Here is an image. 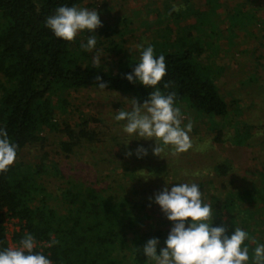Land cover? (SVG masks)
I'll return each mask as SVG.
<instances>
[{"label": "trees", "instance_id": "16d2710c", "mask_svg": "<svg viewBox=\"0 0 264 264\" xmlns=\"http://www.w3.org/2000/svg\"><path fill=\"white\" fill-rule=\"evenodd\" d=\"M85 1L0 0V128L6 129L10 141L18 145L15 163L6 173H0V250L10 246L6 223L15 219L20 229L13 234L12 242L19 246L25 232L33 234L38 244L35 251L42 252L53 264H152L143 254V246L149 239L158 238L159 254L166 247L164 242L174 223L155 203V195L179 183L199 185L204 200L209 199L213 207V227L226 224L228 235L240 227L257 244L264 243V167L249 187L222 186L224 199L210 194L214 177L224 179L234 169L233 159L217 158L218 148L229 144L228 152H238L260 134L254 132L253 125L237 119L242 111L231 109L221 93L216 80L219 69L203 61L215 49V39L222 35L217 23L222 17L218 13L220 0H205L206 9L195 0H172L178 3L179 11L166 7L162 16L167 23L151 43L154 54L163 55L167 66V75L158 87L165 94L174 92L180 109H189L196 118L208 120L211 137L206 147L212 162L204 168L205 172L199 169L192 173L187 167H179L182 177L177 174L172 179L173 170L159 161L174 150L172 146H166L161 156H156L152 151L155 144L146 142L140 147L146 148L148 154L138 158L137 164L128 161L117 174L101 178L105 182L102 187L69 179L58 198L60 207H56L51 202L57 197L47 192L41 179L49 174L61 176L57 165L46 164L45 160L39 166L18 163L27 147L44 144L45 129L66 137L59 146L66 156L74 154L78 147L101 143L100 134L92 125L96 119L75 125L60 124L56 119L58 111L67 112L66 95L70 92L100 90L97 76L107 84L103 91L127 95L139 102H144L154 90L125 78L140 58L128 54L123 44L111 40L106 48L119 57L115 72L106 70L103 64L94 68L91 52L80 47L88 37L68 42L46 27V18L55 14L57 7H80ZM190 20L191 25L181 27L182 21ZM225 23L231 43L237 30L247 31L250 26L260 28L264 35V18L258 17L254 8H234L226 15ZM113 33L117 31L111 27L100 29L96 35L98 45L102 44L101 35L110 37ZM251 35L255 36V32ZM166 82H171L168 89L163 88ZM138 147L134 142L129 149ZM241 203L248 207L242 209ZM52 239L59 243L42 247ZM245 244L251 264L256 245L249 241Z\"/></svg>", "mask_w": 264, "mask_h": 264}, {"label": "rangeland", "instance_id": "374dc122", "mask_svg": "<svg viewBox=\"0 0 264 264\" xmlns=\"http://www.w3.org/2000/svg\"><path fill=\"white\" fill-rule=\"evenodd\" d=\"M195 2L202 9H206L205 0H195ZM220 4L218 13H221L222 17L217 20V23L222 35L215 39V49L211 50L203 61L219 69L220 73L216 80L221 93L231 109L240 108L242 111L237 119L253 125L254 132H260L259 136L249 141L247 147L239 149L238 152L230 150L228 152L229 144L216 151L220 161L225 158L233 159V171L224 179L214 177V184L210 186V194L224 199L226 192L223 191L222 186L227 185L229 189L247 188L253 180H256L257 172L264 167V35L260 32V28L250 26L247 31L237 30V36L231 43L225 18L238 6H243L245 10L254 8V11L257 10V16L264 18V0H220ZM173 5L177 6L178 3L172 0H86L80 7L96 9L103 26L97 28L95 33L84 30L85 33L80 32L76 38L98 36L99 30L105 27L116 30L117 33H113L110 37L101 35L99 40L102 44L98 45V41L95 49L91 51L93 57L97 53L100 54V64H103L106 70L114 69L115 72L119 57L106 49L110 46L111 40L117 44H123L126 52L132 57L140 58V50L136 45L147 46L158 38V30L167 23L164 20L165 16L162 15L165 14L166 7L170 9ZM192 22V20L182 21L181 27L191 25ZM172 27L175 29V25ZM251 32H255V36L251 35ZM66 97L69 107L66 113L57 112V121L60 124L68 122L75 125L83 120L96 119L92 125L100 134L101 143H96L92 147L89 145L78 147L74 154L66 156L59 148L60 142L65 141L66 137L45 129L44 144L27 147L18 160L22 166H39L44 160L46 164L57 165L63 177L49 174L41 179L47 192L52 197H57L51 202L56 207H60L58 198L61 189L66 187L69 179L78 180L88 186L102 187L105 182L101 178L117 174L121 166L128 161L136 163L137 149L131 151L129 149L134 142L139 147L146 142L151 145L156 144L155 140H146L135 134H127L123 130L126 121H117L114 118L120 109L131 110V102L125 98L133 97L97 89L72 91ZM181 114L182 126L189 121L193 124L192 131L189 133L192 147L178 154H174V150L170 151L172 153H165L159 159V161L162 160L165 168L173 170L172 179L177 174H179L178 178L182 177L179 167H187L192 173H197L199 169L205 172L204 168L210 167L212 162V154L206 147L211 137L208 120L196 118V113L189 109H181ZM129 151L132 153L131 156L126 155ZM205 202L210 203L207 198ZM240 205L242 209L248 207L246 203ZM6 225L10 246H17L12 242V237L20 229L18 220L8 219Z\"/></svg>", "mask_w": 264, "mask_h": 264}, {"label": "clouds", "instance_id": "9594fccd", "mask_svg": "<svg viewBox=\"0 0 264 264\" xmlns=\"http://www.w3.org/2000/svg\"><path fill=\"white\" fill-rule=\"evenodd\" d=\"M171 11H179L176 5ZM171 14V13H169ZM57 38L72 42L80 32L95 30L102 27L97 10H89L73 6H59L55 14L45 21ZM97 36L91 35L86 43L80 47L91 52L97 44ZM140 50V61L126 79L135 84L139 82L144 87L154 89L148 98L141 104L136 98L128 99L131 110L120 109L115 120L126 121L124 131L129 135H138L146 140H155L153 154L161 156L166 146H172L174 154L183 153L192 147L191 133L193 124L189 121L182 126L181 109L176 106V94H165L158 85L167 75V66L163 55L156 56L154 47L149 44L136 45ZM93 67L98 68L101 63L100 54L93 57ZM100 90H105L107 84L96 77ZM171 82L163 83L168 89ZM18 145L10 141L6 129L0 128V173H6L17 159ZM138 158L146 156L147 149L138 147ZM127 156H131L129 151ZM155 203L169 221L174 222L167 239L166 247L161 248L158 238H151L143 246V254L152 264H248L250 260L249 247L245 241L256 245L253 249L251 264H264V243L257 244L246 230L236 227L228 235L226 224L213 227L214 212L210 203L205 202L204 194L196 183H179L169 190L165 187L155 195ZM187 224V226H186ZM59 241L52 239L42 247H51ZM37 241L33 234L25 232L19 246H9L0 250V264H53L42 252H37Z\"/></svg>", "mask_w": 264, "mask_h": 264}]
</instances>
